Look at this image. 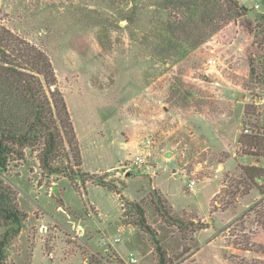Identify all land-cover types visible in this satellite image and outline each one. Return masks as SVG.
<instances>
[{
  "label": "rangeland",
  "instance_id": "obj_1",
  "mask_svg": "<svg viewBox=\"0 0 264 264\" xmlns=\"http://www.w3.org/2000/svg\"><path fill=\"white\" fill-rule=\"evenodd\" d=\"M170 1L0 0V24L51 59L75 132L70 145L54 109L50 167L43 140L1 173L26 215L3 264H159L132 202L165 264H264V0H237L185 50L198 36L168 49L169 27L195 10Z\"/></svg>",
  "mask_w": 264,
  "mask_h": 264
},
{
  "label": "trees",
  "instance_id": "obj_2",
  "mask_svg": "<svg viewBox=\"0 0 264 264\" xmlns=\"http://www.w3.org/2000/svg\"><path fill=\"white\" fill-rule=\"evenodd\" d=\"M211 2L212 0L170 1L176 6L195 11L187 21H182L181 18L171 21L169 31L173 36L168 37V49L173 48V40L188 41L182 33H194L198 36L193 43H187L186 47L184 43L180 44L182 50L187 46L203 44L225 22L239 17L246 9L237 0H217L220 6L218 9L211 8ZM226 10L230 14L227 15ZM217 11H222V14L216 13ZM253 64L251 59V72L254 71ZM56 83L55 69L47 53L0 24V223L8 227L0 240V264L6 258L7 244L20 232L26 218L18 202V192L5 181L1 173L7 171L12 156L23 158L25 146L37 145L43 140L42 163L46 168L50 167L49 160L55 157L54 153L61 140V129L56 122L54 109H57L61 125L65 127L69 144L72 145L75 141L68 107ZM130 205L138 215V227L154 237L159 264H165L166 253L146 221L144 209L137 203L132 202Z\"/></svg>",
  "mask_w": 264,
  "mask_h": 264
},
{
  "label": "built area",
  "instance_id": "obj_3",
  "mask_svg": "<svg viewBox=\"0 0 264 264\" xmlns=\"http://www.w3.org/2000/svg\"><path fill=\"white\" fill-rule=\"evenodd\" d=\"M255 9L257 10V12L260 14V18L262 20H264V8L262 6L261 3H256L255 4ZM216 63V61H214ZM256 102V105H260V106H264V95L262 96V98H260L258 96V99L255 101ZM246 132L249 131V128H246L245 129ZM151 140H149L148 144H147V147L143 150L142 153H140V155H138L135 159V162L138 163V164H141V163H144L151 155H152V150H151ZM191 185H194L195 184V181L192 180L190 182ZM120 240V238H116L115 241L118 242ZM138 261L137 257L134 256V254H131L130 255V259H129V262L131 263H136Z\"/></svg>",
  "mask_w": 264,
  "mask_h": 264
},
{
  "label": "water",
  "instance_id": "obj_4",
  "mask_svg": "<svg viewBox=\"0 0 264 264\" xmlns=\"http://www.w3.org/2000/svg\"><path fill=\"white\" fill-rule=\"evenodd\" d=\"M166 155H167V156H170V155H171V152H167Z\"/></svg>",
  "mask_w": 264,
  "mask_h": 264
},
{
  "label": "crops",
  "instance_id": "obj_5",
  "mask_svg": "<svg viewBox=\"0 0 264 264\" xmlns=\"http://www.w3.org/2000/svg\"><path fill=\"white\" fill-rule=\"evenodd\" d=\"M103 239H104V241L106 240V238H104V237H102ZM129 263H131V262H129ZM132 264H134V263H132Z\"/></svg>",
  "mask_w": 264,
  "mask_h": 264
}]
</instances>
